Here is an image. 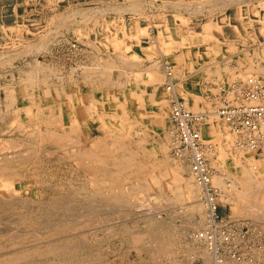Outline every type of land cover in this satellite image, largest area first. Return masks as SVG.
<instances>
[{
	"label": "rangeland",
	"instance_id": "rangeland-1",
	"mask_svg": "<svg viewBox=\"0 0 264 264\" xmlns=\"http://www.w3.org/2000/svg\"><path fill=\"white\" fill-rule=\"evenodd\" d=\"M238 1L179 0L160 6L154 0H0V145L5 144L0 147V261L13 259L3 264H208L204 253L210 250L204 238L208 221L193 210L200 202L206 211V192L202 198L201 192L192 197L188 185L197 181L188 169L191 160L175 153L168 136L167 70L179 82L180 97L192 110L206 111L216 126L209 134L207 121L202 137L208 146L211 181L221 191L219 218L253 223L252 248L245 260L226 264H264V155L242 145L216 114L219 94L228 83L254 72L264 79V40H234L236 32L218 22L220 14L231 12ZM253 1L257 0H248ZM259 5L264 6V0ZM208 21L214 27L207 40L202 33ZM183 52L193 59L179 65L174 55ZM155 68L162 87L153 102L144 72ZM140 75L144 79L138 80ZM141 89L145 101L129 97L131 90ZM71 112L77 117L73 126L67 118ZM49 122L57 131L68 132L64 143L70 146L50 144L35 133ZM17 152H22L21 158ZM12 154L16 159L11 160ZM123 155L133 157L132 167L138 172L127 177L124 171L120 188L107 184L106 173ZM158 160L165 162L155 172L163 175V187L147 173ZM181 162L184 168L177 173L181 179L176 180ZM246 167L258 172L247 187L238 177Z\"/></svg>",
	"mask_w": 264,
	"mask_h": 264
},
{
	"label": "built area",
	"instance_id": "built-area-1",
	"mask_svg": "<svg viewBox=\"0 0 264 264\" xmlns=\"http://www.w3.org/2000/svg\"><path fill=\"white\" fill-rule=\"evenodd\" d=\"M168 89L171 91L170 123L168 126L175 153L189 157L191 169L199 184L214 205V215L207 222L205 240L214 254V264L245 260L252 248L249 240L253 223L229 216L219 218L221 191L211 181L212 168L206 158L205 144L200 125L207 117L206 111L191 110L174 91L173 72L167 70ZM218 115L239 142L264 155V79L250 75L228 83L219 94L216 107Z\"/></svg>",
	"mask_w": 264,
	"mask_h": 264
},
{
	"label": "bare ground",
	"instance_id": "bare-ground-1",
	"mask_svg": "<svg viewBox=\"0 0 264 264\" xmlns=\"http://www.w3.org/2000/svg\"><path fill=\"white\" fill-rule=\"evenodd\" d=\"M214 1V0H213ZM242 1V0H241ZM257 1H259V0H257ZM263 1V0H262ZM234 2V1H233ZM241 3V2H240ZM109 4V3H108ZM221 4V3H220ZM255 4V3H254ZM258 4H259V2H258ZM219 5V4H218ZM227 5V4H226ZM102 6H103V4H102ZM190 6V5H189ZM237 6V5H236ZM254 6V5H253ZM264 7V6H263ZM107 8V7H106ZM122 8V7H121ZM251 8V7H250ZM95 9V8H94ZM197 10V9H196ZM62 11V10H61ZM257 11V10H256ZM239 12V11H238ZM251 12H252V10H251ZM255 12V11H254ZM259 12V11H258ZM93 13V12H92ZM247 13V12H246ZM250 13V12H249ZM264 13V12H263ZM239 14V13H238ZM93 15V14H92ZM240 15V14H239ZM91 16V15H90ZM180 16H182V15H180ZM241 16V15H240ZM240 16H238V19H239V17ZM250 16V15H249ZM263 16V15H262ZM51 17V16H50ZM72 17V16H71ZM70 17V18H71ZM184 18V17H183ZM84 19V18H83ZM187 19V18H186ZM223 19V18H222ZM225 19V18H224ZM254 19V18H253ZM260 19V18H259ZM51 20V19H50ZM188 20V19H187ZM242 20V19H241ZM251 20H252V18H251ZM81 21V20H80ZM212 21V20H211ZM211 21H208L206 24L204 23V30H203V33H202V35L204 36L205 35V37H208V36H210V34H212L211 33V29H212V27H214V24H213V22H211ZM216 21V20H215ZM250 21V20H249ZM254 21V20H253ZM262 21V20H261ZM115 22V21H114ZM248 22V21H247ZM58 23V22H57ZM230 24V23H229ZM263 24V23H262ZM49 25V24H48ZM123 25V24H122ZM202 27V28H203ZM221 27V26H220ZM29 28V27H28ZM217 28V27H216ZM236 28V27H235ZM141 29V28H140ZM247 29V28H246ZM123 31H124V29H123ZM144 31V30H143ZM193 31H194V28H193ZM189 32V31H188ZM199 33V32H198ZM201 33V32H200ZM220 33H222V32H220ZM190 34V33H189ZM254 34V33H253ZM116 35V34H115ZM186 35V34H185ZM193 35V34H192ZM201 35V34H200ZM150 36V35H149ZM187 36V35H186ZM185 36V37H186ZM191 36V35H190ZM43 38V37H42ZM90 38V37H89ZM123 38V37H122ZM122 38L119 40L121 43H122V45L124 44L123 43V40H122ZM182 38V37H181ZM186 38H188V36L186 37ZM191 38V37H190ZM117 39V38H116ZM206 39V38H205ZM256 39V38H255ZM158 40V39H157ZM187 41L189 40V39H186ZM208 40V39H207ZM59 41V40H58ZM115 41H117V40H115ZM119 41H118V45L120 44L119 43ZM168 41V40H167ZM219 41V40H218ZM171 43H170V45L172 44V41H170ZM175 42V41H174ZM183 42H185V41H183ZM48 43V42H47ZM116 44H117V42H115ZM166 43H168V42H166ZM180 43H182V42H180ZM114 44V43H113ZM115 44V45H116ZM169 44V43H168ZM31 45V44H30ZM51 45V44H50ZM92 45V44H91ZM121 45V44H120ZM182 45V44H181ZM187 45H190V44H187ZM42 47V46H41ZM77 47V46H76ZM127 47H128V44H127ZM32 48V47H31ZM163 48V47H162ZM77 49V48H76ZM128 49V48H127ZM165 49H167V48H165ZM28 50V49H27ZM98 50V49H97ZM121 50V49H120ZM125 50V49H124ZM48 51V50H47ZM170 51V50H169ZM27 52V51H26ZM109 52V51H108ZM125 52V51H124ZM261 52H264V48L261 50ZM82 55V54H81ZM58 56V55H57ZM193 55L191 54V53H189V52H185L184 53V55L181 53V54H179V55H176V62L177 63H179V65H181L182 64V62L184 63V62H186L187 61V59H189V60H191V59H193V57H192ZM124 57H126V56H124ZM175 57V56H174ZM13 58V57H12ZM10 59V58H9ZM113 59V58H112ZM8 60V59H7ZM95 60V59H94ZM186 60V61H185ZM188 60V61H189ZM51 61V60H50ZM79 61V63H80V60H78ZM49 62V61H48ZM64 62V61H63ZM38 63V62H37ZM40 63V62H39ZM83 63V62H82ZM117 63V62H116ZM187 63V62H186ZM50 64V63H49ZM96 64V63H95ZM42 65V64H41ZM157 65V64H156ZM159 65V64H158ZM157 65V66H158ZM34 66V65H33ZM32 66V67H33ZM40 66V65H39ZM38 66V67H39ZM76 66V65H75ZM74 66V67H75ZM95 66V65H94ZM89 67H91V66H89ZM100 67V66H99ZM137 67V66H136ZM167 67V66H166ZM166 67H164V68H166ZM172 67H174L175 68V66H174V63H173V66ZM27 68V67H26ZM173 68V69H174ZM39 69H40V67H39ZM93 69V68H92ZM109 69V68H108ZM23 70V69H22ZM26 71H31V69L30 70H27V69H25ZM51 70V69H50ZM49 70V71H50ZM96 70V69H95ZM261 70V69H260ZM33 71V70H32ZM52 71V70H51ZM56 71V70H55ZM137 71V70H136ZM139 71V70H138ZM165 71H166V69H165ZM174 71V70H173ZM259 71V70H258ZM257 71V72H258ZM263 72H264V70H262ZM141 72V71H140ZM139 72V73H140ZM247 72V71H246ZM254 72V71H253ZM6 73V72H5ZM26 73V72H25ZM38 73V72H37ZM70 73V72H69ZM72 73V72H71ZM147 73V72H146ZM249 73V72H248ZM256 72H254V74H255ZM259 73V72H258ZM29 74V73H28ZM31 74H33V75H35L34 73H31ZM97 74V73H96ZM149 74V73H148ZM246 74V73H245ZM250 74V73H249ZM253 74V75H254ZM262 74V73H261ZM49 74H47V76H48ZM83 75V77H84V74H82ZM86 75V74H85ZM150 80L148 79V81H149V83H150V85H151V88H152V92H149V96L151 97V99L150 100H152L153 102H155V98H156V91L159 93V89L162 87V84H160V82H161V76L160 75H158V73H157V71H156V68L155 69H152V70H150ZM31 75H29V77H30ZM50 76V75H49ZM90 76V75H89ZM175 76V75H174ZM174 76H173V79H174ZM22 77V76H21ZM20 77V78H21ZM29 77L27 78V80H29ZM61 77V76H60ZM74 77V76H73ZM76 77V76H75ZM163 77V76H162ZM186 77V76H185ZM245 77V76H244ZM35 78V77H34ZM37 78H38V76H37ZM36 78V79H37ZM41 79H42V77H40ZM12 79V78H11ZM22 79V78H21ZM20 79V81H22ZM23 79H26V77L24 76V78ZM32 79V78H31ZM45 79H47L46 77H45ZM53 79V78H52ZM70 79V78H69ZM90 79V78H89ZM165 79H166V77H165ZM176 79V78H175ZM15 80V79H14ZM40 80V79H39ZM92 80H94V79H92ZM164 80V79H163ZM23 81H25V80H23ZM34 81V80H33ZM41 81V80H40ZM74 81V80H73ZM72 81V82H73ZM76 81V80H75ZM120 81V80H119ZM146 81V80H145ZM167 81V80H166ZM51 82V81H50ZM104 82V81H103ZM30 83V82H29ZM99 83H100V81H99ZM162 83V82H161ZM179 83V82H178ZM178 83H176V82H174L173 81V87H174V91L178 94V91H177V86L179 85ZM43 84V83H42ZM45 84V83H44ZM64 84V83H63ZM77 84V83H76ZM20 85V84H19ZM22 85V84H21ZM75 85V84H74ZM89 85V84H88ZM2 86V85H1ZM4 86V85H3ZM38 86V85H37ZM47 87H48V85H46ZM45 86V87H46ZM82 86V85H81ZM25 87V86H24ZM27 88H28V86H26ZM46 87V88H47ZM54 87H56V86H54ZM91 87V86H90ZM9 88V87H8ZM33 88V87H32ZM41 88V87H40ZM65 88V87H64ZM100 88V87H99ZM98 88V89H99ZM159 88V89H158ZM25 89V88H24ZM56 89V88H55ZM166 89H167V92L169 91V89H168V87L166 86ZM32 91H33V89H31ZM31 90L29 91V92H31ZM64 90V92H62V93H64L65 94V89H63ZM93 90H95V89H93ZM92 90V91H93ZM49 91V90H48ZM56 91L58 92V90L56 89ZM97 91V90H96ZM26 92V91H25ZM55 92V91H54ZM124 92V91H123ZM171 91H169L168 93H170ZM33 93V92H32ZM45 93V92H44ZM69 93V92H68ZM67 93V94H68ZM72 93V92H71ZM74 93V92H73ZM191 93V92H190ZM10 94H12V92L11 93H9V95ZM30 94V96H31V98L34 96H32L31 95V93H29ZM39 94V93H38ZM37 94V95H38ZM70 94V93H69ZM75 94V93H74ZM144 91H134V92H132V90H131V93L129 94V97H133V98H135V101H137L138 99L140 100H142V97L144 96ZM150 94H152V95H150ZM17 95V94H16ZM25 95V94H24ZM23 95V96H24ZM27 95H28V92H27ZM51 95V94H50ZM71 95V94H70ZM69 95V96H70ZM93 95V94H92ZM179 95V94H178ZM12 96V95H11ZM13 96H15L14 94H13ZM59 96H60V94H59ZM58 96V97H59ZM75 96H76V94H75ZM74 96V97H75ZM180 96V95H179ZM115 97V96H114ZM196 97V96H195ZM5 98V97H4ZM43 98V97H42ZM65 98H67V97H65ZM76 98V97H75ZM81 98V97H80ZM79 98V99H80ZM116 98H117V96H116ZM148 98V97H147ZM182 98V97H181ZM3 99V98H2ZM7 99H8V95H7ZM6 99V100H7ZM30 99V98H29ZM34 99H35V97H34ZM183 99V98H182ZM4 100V99H3ZM130 100V99H129ZM140 100V101H141ZM184 100V99H183ZM9 101V100H8ZM12 101V100H11ZM38 101V100H37ZM40 101V100H39ZM42 101V100H41ZM41 101H40V103L38 104V113H40L41 111V109L43 108L42 107V104H41ZM142 101H145V99L143 98V100ZM141 101V102H142ZM185 101V100H184ZM33 102V101H32ZM58 102V101H57ZM186 102V101H185ZM14 103V102H13ZM34 103V102H33ZM56 103V102H55ZM6 104V103H5ZM11 104V103H10ZM32 104V103H31ZM37 104V103H36ZM51 104V103H50ZM66 104V103H65ZM68 104H69V102H68ZM106 104V103H105ZM119 104V103H118ZM145 104V103H144ZM144 104H142V105H140V107H142ZM186 104H187V102H186ZM34 105V104H33ZM44 105V104H43ZM46 105V104H45ZM5 106V105H4ZM16 106V105H15ZM24 106V105H23ZM49 106V105H48ZM47 106V107H48ZM53 106H55V105H53ZM65 106V105H64ZM118 106V105H117ZM137 106V105H136ZM187 106L190 108V106L187 104ZM50 107V106H49ZM138 107H139V105H138ZM24 108V107H23ZM66 108V107H65ZM86 108V107H85ZM5 109H7L6 107H5ZM51 110H52V108H50ZM72 109V108H71ZM191 110H192V108H190ZM13 111H14V109H12ZM31 111H32V108L30 109ZM50 110V111H51ZM53 110H54V108H53ZM61 110V109H60ZM82 110H83V108H82ZM7 111H8V109H7ZM10 111V110H9ZM56 111V110H55ZM66 111V110H65ZM164 111V110H163ZM2 112V111H1ZM15 112H16V110H15ZM8 112H6V114H7ZM10 113V112H9ZM8 113V114H9ZM51 113V112H50ZM54 113V112H53ZM60 113V112H59ZM58 113V114H59ZM64 113L65 112H62V114H63V116L62 117H64L65 118V116H64ZM73 112H71L70 114H69V116H67V118L68 119H70V121H71V123L69 124V125H72L73 126V124L74 123H76L77 122V117H75L74 116V113L72 114ZM85 113H86V110H85ZM2 115H3V113H1ZM11 114V113H10ZM14 113L12 112V115H13ZM20 114V113H19ZM44 114V113H43ZM52 114V113H51ZM216 114H218L217 112H216ZM32 115V114H31ZM56 115V114H55ZM207 115H208V113H207ZM211 115V114H210ZM16 116V115H15ZM19 116V115H18ZM53 116V115H52ZM81 116H82V112H81ZM212 116V115H211ZM44 117V116H43ZM47 117H49V115L47 116ZM51 117V116H50ZM49 117V118H50ZM102 117V116H101ZM106 117V116H105ZM1 118V117H0ZM6 118V117H5ZM12 118H14V117H12ZM18 118V117H17ZM21 118V117H20ZM20 118H19V120H20ZM52 118V117H51ZM56 118H57V116H56ZM102 118H104V117H102ZM210 118L211 117H209L208 119L207 118H205L204 119V121L201 123V125H200V129H201V135H202V133H203V130H204V125L206 124V122L207 121H209L210 120ZM7 119H8V116H7ZM16 119V118H15ZM62 119V118H61ZM83 119V118H82ZM3 121H4V119H2ZM13 120V119H12ZM11 120V121H12ZM16 120H18V119H16ZM7 121H9V120H7ZM50 121V120H49ZM57 121H59V120H57ZM63 121V120H62ZM213 120L211 119L210 120V124H209V126H208V129H206V131L208 130V133L209 134H214L215 132H216V126H214L213 125V122H212ZM55 122V121H54ZM59 122H61V121H59ZM212 122V123H211ZM9 123V122H8ZM35 123H36V121H35ZM47 123H48V121H47ZM51 123H53V122H51ZM58 123V122H57ZM56 123V124H57ZM22 124H24V123H22ZM37 124V123H36ZM35 124V125H36ZM6 125V124H5ZM19 125H21V124H19ZM25 125V124H24ZM31 125V124H30ZM44 125V124H43ZM47 125H49V127H47V128H45V129H47V130H45V129H42V128H40L39 130L40 131H37L38 130V127H37V132H35L38 136H43V137H45V141H49V143L50 144H55V143H60L59 145L61 146V145H63V147H64V145H68V144H65L64 143V141L65 140H67L66 138H67V131H64L63 133H61V132H59V131H57V129H55L54 127H51V125H50V122H49V124H47ZM78 125V124H77ZM9 126V125H8ZM22 126V125H21ZM37 126V125H36ZM61 126V125H60ZM59 126V127H60ZM62 126H64L63 125V122H62ZM71 126V127H72ZM20 127V126H19ZM23 127V126H22ZM25 127V126H24ZM28 127H30V126H28ZM35 127V126H34ZM81 127V126H80ZM73 128V127H72ZM72 128H69V129H72ZM78 128V127H77ZM21 129V128H20ZM25 129H26V127H25ZM74 129V128H73ZM72 129V130H73ZM223 129V128H222ZM1 130V129H0ZM6 130V129H5ZM35 129L33 128V131H34ZM74 130H76V128L74 129ZM17 131V130H16ZM23 131H24V129H23ZM27 131V130H26ZM30 131V130H29ZM33 131H32V133L31 134H33ZM71 131V130H70ZM80 131H81V128H80ZM219 131V130H218ZM21 132H22V130H21ZM82 132V131H81ZM112 132V131H111ZM1 133V132H0ZM71 133V132H70ZM74 133H76V132H74ZM73 133V134H74ZM83 133V132H82ZM114 133V132H113ZM22 134H23V132H22ZM28 134H30V132L28 133ZM30 134V135H31ZM72 134V133H71ZM72 134V135H73ZM111 134V133H110ZM223 134V133H222ZM229 134V133H228ZM228 134H226V135H228ZM47 135V136H46ZM63 135V136H62ZM71 135V136H72ZM76 135V134H75ZM78 135H79V133H78ZM114 135V134H113ZM118 135V134H117ZM232 135V134H231ZM80 136V135H79ZM121 136V135H120ZM169 138H170V132H169ZM203 136V135H202ZM28 137H29V135H28ZM27 137V138H28ZM114 137V136H113ZM228 137V136H227ZM12 139H13V137H11ZM11 138H10V140H11ZM37 138H39V137H37ZM64 138H65V140H64ZM69 138V137H68ZM73 138V137H72ZM71 138V139H72ZM7 139H9V138H7ZM14 139H15V136H14ZM17 139V138H16ZM15 139V140H16ZM33 139V138H32ZM43 139V138H42ZM74 139V138H73ZM171 139V138H170ZM19 140V139H18ZM17 140V141H18ZM26 140V139H25ZM113 140H114V138H113ZM116 140V139H115ZM120 140V139H119ZM121 140H122V138H121ZM202 140H204L203 139V137H202ZM2 141V140H1ZM6 142H7V140H5ZM5 141H3V142H5ZM20 141V140H19ZM24 141V140H23ZM69 141H72V140H69ZM69 141H66V142H69ZM5 142V143H6ZM13 142H15V141H13ZM36 142V141H35ZM34 142V143H35ZM123 142V141H122ZM206 142V141H205ZM204 141H203V143L205 144V151H207V144L205 143ZM223 142V141H222ZM10 143V142H9ZM20 143V142H19ZM23 143L24 142H22V145H23ZM29 143H31L30 141H29ZM40 143H42V142H40ZM44 143V142H43ZM74 143H75V141H74ZM79 143V142H78ZM113 143H114V141H113ZM119 143V142H118ZM121 144V143H120ZM122 144H124L125 145V143H122ZM121 144V145H122ZM2 145H5V144H2ZM2 145H0V147L2 146ZM7 145H8V142H7ZM9 145H11L12 146V142H11V144H9ZM18 145V144H17ZM26 146H28V144H25ZM35 145V144H34ZM57 145V144H56ZM83 145V144H82ZM14 146H15V144H14ZM68 146H70V145H68ZM77 146V145H76ZM13 147V146H12ZM62 147V146H61ZM114 147V146H113ZM124 147V146H123ZM126 147V146H125ZM8 148V147H7ZM11 148V147H10ZM15 148V147H14ZM37 148V147H36ZM117 148V147H116ZM122 148V147H121ZM127 148V147H126ZM2 149H4L3 147H2ZM17 149V148H16ZM30 148H28V150H29ZM33 149V148H32ZM31 149V150H32ZM37 149H39V148H37ZM77 149V148H76ZM80 151L79 152H81V154L83 153L84 154V150H81L80 148H78ZM119 149V148H118ZM125 149V148H124ZM1 150V149H0ZM9 151H10V149H8ZM13 149H11V151H12ZM19 150V149H18ZM53 150V149H52ZM66 150V149H65ZM104 150H106V149H104ZM108 150V149H107ZM106 150V151H107ZM212 150V149H211ZM30 151V150H29ZM45 151V150H44ZM110 151V150H109ZM131 151V150H130ZM18 152H20V151H18ZM17 152V153H18ZM35 152H37V151H35ZM40 152V151H39ZM105 152V151H104ZM108 152V151H107ZM115 152V151H114ZM8 153V152H7ZM22 153V152H21ZM21 153H18V154H20L21 156H20V158L22 157V154ZM130 153V152H129ZM134 153V152H133ZM10 154H11V152H10ZM17 154V155H18ZM49 154V153H48ZM5 155H6V153H5ZM4 155V156H5ZM125 155H126V153H125ZM125 155H123L124 157H118V161H117V163H116V168L114 169V170H112L111 169V171H108L106 174H108L109 176H108V178H109V180H106L107 181V184H111V185H113V186H118V187H120L121 188V186L123 185L122 183H121V177H122V174H123V172L124 171H128V173L127 174H125L127 177H128V175L129 176H131V175H134V174H132V173H135V172H133L135 169H133V165L134 164H132L131 162V160H132V158L135 156L134 154H133V157L131 158V157H129V156H125ZM128 155V154H127ZM132 154L130 153V156H131ZM3 156V155H2ZM12 156H13V154L11 155V158H12ZM16 155L14 154V157H15ZM110 156V155H109ZM137 156V155H136ZM1 157V156H0ZM5 157H7V156H5ZM13 157V158H14ZM116 158H117V156H115ZM114 157V158H115ZM8 158V157H7ZM10 158V159H11ZM13 158L11 159V160H13ZM17 158H19V156H17ZM98 158H101V157H98ZM179 158V157H178ZM183 158H185V157H183ZM2 159H4V158H2ZM2 159H1V162H2ZM15 159H16V157H15ZM24 159V158H23ZM102 159V158H101ZM9 160V159H8ZM8 160H7V162H8ZM10 160V161H11ZM28 160V159H27ZM100 160V159H99ZM116 160V159H115ZM148 160V159H147ZM153 160V159H152ZM181 160H183V159H181ZM134 161V160H133ZM184 161V160H183ZM3 162H5L4 160H3ZM6 162V163H7ZM12 162H15V161H12ZM38 162V161H37ZM5 163V164H6ZM22 163V162H21ZM21 163H20V165H21ZM102 163H104V160H103V162ZM3 164V163H2ZM25 164V163H24ZM23 164V165H24ZM36 164V162L35 163H33V165H35ZM136 164V163H135ZM149 164H151V163H149ZM153 164V163H152ZM188 164V163H187ZM142 165V164H141ZM164 165H165V162H163V161H160V160H158V161H156V163H154V165H153V167H150L151 169H149L148 168V171H147V169H146V171H147V173H150V174H152V175H154V177H155V180L157 181V183L159 184V186L161 187H163V186H165V182H164V177H163V175H158V176H156V170L157 169H162L163 167H164ZM179 166H178V168L175 170V174H176V177H175V179L176 180H180L181 178L179 177V175L177 174L178 172H180V170L181 169H183L184 168V164L181 162L180 164H178ZM191 165V164H190ZM12 166V165H11ZM13 166H15V164L13 165ZM12 166V167H13ZM98 166V165H97ZM102 166H105V165H102ZM6 167H7V165H6ZM5 167V168H6ZM33 167V166H32ZM137 168H138V166H136ZM243 167H244V165H243ZM8 168H10V166L8 167ZM16 168V167H15ZM15 168H14V170H15ZM35 168H36V166H35ZM100 168V167H99ZM105 168H108V167H105ZM104 168V169H105ZM253 168V167H252ZM11 169V168H10ZM141 169H143L142 168V166H141ZM189 171H190V173H191V175H192V177H193V179H194V181H195V179H196V177L194 178V176H195V174L193 173V171H192V169H191V166H189ZM243 169V171H242V173H241V175L240 176H238L240 179L239 180H241V182L243 183V184H246V187H247V185H249V184H251L253 181H254V179L256 180V178H255V176L256 175H258V172H257V169H255V167H254V169L253 170H249V169H247V167H246V169L245 168H242ZM106 170H108V169H106ZM139 170H140V165H139ZM166 170V169H165ZM5 171V170H4ZM99 171H101V170H99ZM103 171V170H102ZM101 171V172H102ZM136 171V170H135ZM9 172V171H8ZM136 172H138V171H136ZM168 172V171H167ZM126 173V172H125ZM144 173V172H143ZM146 173V174H147ZM6 174V173H5ZM11 174V173H10ZM103 174V173H102ZM131 174V175H130ZM136 174V173H135ZM145 175V174H144ZM10 176V175H9ZM12 176H13V174H12ZM22 176V175H21ZM26 176V175H25ZM123 176H124V174H123ZM125 176V177H126ZM140 176V175H139ZM170 176V175H169ZM212 176H213V174H211V180H212ZM24 177V176H23ZM169 178V177H168ZM7 179H9V178H7ZM103 180V183L104 184H106L105 182H104V179H102ZM101 180V181H102ZM0 181H1V179H0ZM5 181V180H4ZM4 181L2 182V183H4ZM11 181V180H10ZM123 181V180H122ZM128 181V180H127ZM139 181V180H138ZM196 181H197V179H196ZM6 182V181H5ZM8 182V181H7ZM99 182V181H98ZM169 182V181H168ZM215 182H217V183H221V182H223L222 180L220 181L219 180V178H215ZM214 182V183H215ZM96 183V182H95ZM102 183V182H101ZM229 183V182H228ZM233 182L231 181V184H232ZM122 184V185H121ZM143 184H145V183H143ZM253 184V183H252ZM251 184V185H252ZM99 184H97V186H98ZM172 185V184H171ZM197 185V186H196ZM196 185L195 184H193L192 182L191 183H189V191H190V193H191V195L193 194V196L192 197H194V195H196L198 192H201V198H202V193H204V187L201 185V184H199V182L197 181V183H196ZM223 185V184H222ZM133 186V185H132ZM187 186V185H186ZM128 187H129V185H128ZM232 187H234L233 186V184H232ZM97 188V187H96ZM107 188V187H106ZM108 188H110V187H108ZM134 188V187H133ZM251 188V187H250ZM262 188V187H261ZM10 189V188H9ZM12 189H14V188H12ZM114 189V188H113ZM119 189V188H118ZM124 189V188H123ZM142 189V188H141ZM237 189V188H236ZM6 190H8V189H6ZM108 190V189H107ZM112 190V189H111ZM122 190V189H121ZM138 190V189H137ZM187 190V189H186ZM238 190V189H237ZM246 190H248L249 191V189H246ZM251 190V189H250ZM16 191V190H15ZM97 191V190H96ZM239 191V190H238ZM9 192V191H8ZM99 192H101V190L99 191ZM103 192V191H102ZM114 192H116V191H114ZM114 192H112L113 194H115ZM241 192V191H240ZM251 192V191H250ZM98 193V192H97ZM110 193V192H109ZM120 193V192H119ZM123 192H121V194H122ZM257 194H258V192H256ZM103 194V193H102ZM101 194V195H102ZM123 194H126V192H124ZM200 194V193H199ZM87 195V194H86ZM110 195H111V193H110ZM119 195V194H118ZM221 195V194H220ZM248 195V194H247ZM255 195V194H254ZM103 196V195H102ZM123 197H124V195H122ZM129 196V195H128ZM128 196H126V197H128ZM200 196V195H199ZM260 196V195H259ZM258 196V197H259ZM107 197V196H106ZM116 197V196H115ZM120 197V196H119ZM191 197V196H190ZM196 197V196H195ZM103 198H105V197H103ZM113 198H114V196H113ZM160 198V197H159ZM200 198V199H201ZM249 198V197H248ZM110 199V198H109ZM193 199V198H192ZM245 199H247V198H245ZM261 199V198H260ZM120 200V199H119ZM123 200H125V198L123 199ZM239 200V199H238ZM197 201V200H196ZM203 205H205V208H206V211L203 209V206H202V204L200 203V202H196V204L194 205V211H199V212H201L202 214H203V217H204V219L206 220V221H211L212 220V218H213V215H214V205H213V203H212V201L210 200V199H208L207 198V196L204 198V200H203ZM252 203V202H251ZM257 204V203H256ZM258 205V204H257ZM262 206V205H261ZM193 207V206H192ZM260 208V207H259ZM204 210V211H203ZM22 216V215H21ZM19 222V221H18ZM57 227V226H56ZM18 234V233H17ZM63 234V233H62ZM33 251V250H32ZM36 251V250H35ZM34 251V252H35ZM207 250H205V255H206V257L208 258V260L207 259H205V261H206V263H210V260L212 261V264H214V254L209 250V252L207 251ZM29 252V251H28ZM212 254H211V253ZM16 254H18V253H16ZM40 254H41V252H40ZM39 254V255H40ZM16 257H18L17 255H15ZM29 256V255H28ZM27 257V256H26ZM11 257H5L4 259H2L1 261H0V264H3V262L4 263H7V262H9V261H11V260H13V259H10ZM226 263H228V262H226ZM250 263V262H249Z\"/></svg>",
	"mask_w": 264,
	"mask_h": 264
},
{
	"label": "crops",
	"instance_id": "crops-1",
	"mask_svg": "<svg viewBox=\"0 0 264 264\" xmlns=\"http://www.w3.org/2000/svg\"><path fill=\"white\" fill-rule=\"evenodd\" d=\"M154 1H155V3H157L160 6H162L164 4L165 5H168L169 2H173V1H174V3L175 2H179V0H154ZM258 2L257 1L248 2V0L238 1V2H235V4L231 5L232 6V9H233L231 12H228L226 10L225 12H222L220 14V18H218V22L221 21V23H222L221 26L222 27H224V28L228 27L232 31L236 32L237 35L234 38V40H243V38H246V39L258 38L260 40H264V13H263L264 12V7L262 5L260 6L258 4ZM134 4H136V3H134ZM177 4H179V3H177ZM251 10H252V12H251ZM253 15H256V16H253ZM238 16H240L239 19H238ZM251 18H252V20H251ZM210 36H211V34H210ZM203 37L207 39V37H205V35ZM134 45H136V44H134ZM184 53L185 52H183L182 54L184 55ZM176 55H179V54H176ZM176 55H174V56H176ZM148 73L150 74V70L149 69H146L145 72H144V74H146L147 78L150 80V75ZM142 76L143 75H140V77H139L140 79H138V80L144 79V76L145 75L143 76V78H142ZM147 85L149 87L148 90L150 89L149 92H152V88H151V85H150L149 81L147 82ZM137 91H139V90H137Z\"/></svg>",
	"mask_w": 264,
	"mask_h": 264
}]
</instances>
